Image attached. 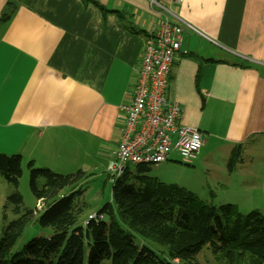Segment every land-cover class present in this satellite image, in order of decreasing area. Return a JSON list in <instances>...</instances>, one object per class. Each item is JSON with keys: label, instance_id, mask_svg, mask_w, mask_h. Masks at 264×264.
Instances as JSON below:
<instances>
[{"label": "crops", "instance_id": "obj_1", "mask_svg": "<svg viewBox=\"0 0 264 264\" xmlns=\"http://www.w3.org/2000/svg\"><path fill=\"white\" fill-rule=\"evenodd\" d=\"M93 1L100 8L18 0L0 23V153L67 162L77 160L70 152L78 145V159L94 161L101 149V159L113 156L120 108L159 16L147 0ZM160 3L196 31L182 32L166 93L180 109L178 124L200 132L191 161L218 155L226 168L241 146V161L220 176L216 202L264 214V0Z\"/></svg>", "mask_w": 264, "mask_h": 264}, {"label": "trees", "instance_id": "obj_2", "mask_svg": "<svg viewBox=\"0 0 264 264\" xmlns=\"http://www.w3.org/2000/svg\"><path fill=\"white\" fill-rule=\"evenodd\" d=\"M17 2L6 1L0 23L9 19ZM21 160L18 154L0 153V177L14 189L7 201L18 216L1 232L0 264H196L204 248L218 264H264L263 214L252 210L242 215L234 205L206 203L183 187L146 176L149 166H135L133 172L125 167L111 184L110 202L83 221L78 184L84 173L56 174L35 169L29 161V190L42 209L37 212L36 206L20 215ZM240 161L241 146H236L227 170ZM33 221L51 235L31 238L13 251ZM148 243L162 250L156 252Z\"/></svg>", "mask_w": 264, "mask_h": 264}, {"label": "built area", "instance_id": "obj_3", "mask_svg": "<svg viewBox=\"0 0 264 264\" xmlns=\"http://www.w3.org/2000/svg\"><path fill=\"white\" fill-rule=\"evenodd\" d=\"M147 1L159 21L144 40L130 101L120 108L123 127L114 159L107 168L111 184L128 165L157 166L168 162L171 153L189 162L202 146L200 132L178 124L180 109L166 97L168 75L180 53L182 32L196 31L162 5L161 0ZM168 1L180 3V0Z\"/></svg>", "mask_w": 264, "mask_h": 264}, {"label": "rangeland", "instance_id": "obj_4", "mask_svg": "<svg viewBox=\"0 0 264 264\" xmlns=\"http://www.w3.org/2000/svg\"><path fill=\"white\" fill-rule=\"evenodd\" d=\"M68 150L67 146H64ZM62 149L60 146L52 150L56 154H59ZM77 156V160H69L67 162H60L59 160H36L32 162V167L35 169L46 168L56 174H72L78 170H81L85 177L78 184V189L83 191L82 200L85 204L84 213L82 220L84 221L87 217L94 215L103 205L110 202L111 183L109 182V172L107 170L109 163L114 159L112 155L106 160L101 159L99 156L102 154L105 157L104 150H97L96 160H84L82 156L78 159V145L71 150ZM102 161V162H101ZM28 160H21L22 175L18 182V192L22 197V207L20 208V215L26 211H33L36 208L35 200L33 199L29 190V171L27 168ZM218 155L204 156L197 160L184 162L181 157L176 153L169 155V161L163 164L149 166V171L146 176L157 178L158 180L176 184L193 192L200 200L218 206L220 195V176L227 170L225 165L222 164ZM65 165V166H63ZM227 166V165H226ZM80 167V168H78ZM127 167V166H126ZM128 168L133 172L135 166L128 165ZM42 180L39 181L41 186ZM13 187L6 183L0 177V237L3 228L12 220L18 216L13 213V206L7 201L8 196L13 192ZM64 193L68 189L63 190ZM213 195L210 199L209 195ZM37 212L42 209V206L37 203ZM242 215L247 214L246 211ZM262 214V213H261ZM37 215V214H36ZM264 215V214H263ZM49 228H41L34 221L29 224L23 231L22 235L17 240L13 251H18L23 244L29 241L31 238L45 237L48 238L51 235ZM149 247L160 252L162 247L156 244L148 243ZM173 264H178L176 261ZM196 264H218L213 259V256L209 248H204L196 258Z\"/></svg>", "mask_w": 264, "mask_h": 264}]
</instances>
